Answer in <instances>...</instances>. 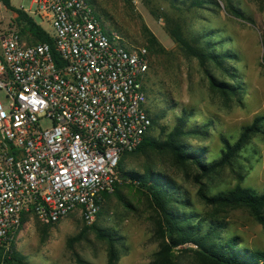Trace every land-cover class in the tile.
I'll use <instances>...</instances> for the list:
<instances>
[{"label": "rangeland", "instance_id": "1", "mask_svg": "<svg viewBox=\"0 0 264 264\" xmlns=\"http://www.w3.org/2000/svg\"><path fill=\"white\" fill-rule=\"evenodd\" d=\"M85 1L105 34L117 37L125 46L145 47L144 28L163 50V54L148 58L150 66L145 79H150L153 92L145 98V105L160 118L147 135L163 139L175 118L184 112L188 115L184 129L199 134L184 136L182 141L190 151H203V159L208 163L220 156L221 138L232 144L243 127L255 118L260 120L261 132L249 139L230 165L199 182L207 196L234 187L263 192L264 0H228L243 18L230 14L220 0H215V6L202 4L188 10L191 0H176L173 5L170 0ZM9 4L16 10L27 9L30 0H9ZM151 12L181 18L187 33L208 41L207 46L219 56L218 65L207 61L201 66L194 58L184 56L164 32L162 21ZM15 17L12 10L0 3V32L18 33ZM29 17L49 36L51 30L44 21ZM28 36L25 30L20 39L28 44ZM210 79L234 87V93L221 92ZM0 101H4L1 92ZM47 125L45 121L39 124L40 128ZM119 161L124 171L141 174L151 168L163 180L172 181L188 200L187 208L175 206L179 214L185 211L197 217L189 222L191 225L199 224L203 233L209 223H214L212 219L220 222L215 243L236 237V247L264 253V224L254 222L244 209L205 205L196 195L197 172L192 167L184 170L168 154L154 152L123 153ZM155 222L148 197L136 187L118 182L117 193L106 194L98 215L89 225L76 213L53 225L26 215L14 236V250L22 264H108L106 237L111 236L115 251L111 264H149L164 241ZM195 249L191 244L177 247L172 251L174 263L201 264L193 253Z\"/></svg>", "mask_w": 264, "mask_h": 264}, {"label": "built area", "instance_id": "2", "mask_svg": "<svg viewBox=\"0 0 264 264\" xmlns=\"http://www.w3.org/2000/svg\"><path fill=\"white\" fill-rule=\"evenodd\" d=\"M18 10L49 26L57 63L47 44L0 32L2 248L22 215L53 225L76 213L91 224L118 182L121 154L150 127L144 47L105 34L85 0H30Z\"/></svg>", "mask_w": 264, "mask_h": 264}, {"label": "trees", "instance_id": "3", "mask_svg": "<svg viewBox=\"0 0 264 264\" xmlns=\"http://www.w3.org/2000/svg\"><path fill=\"white\" fill-rule=\"evenodd\" d=\"M220 1L223 3L225 10L234 17L243 18L230 5V1ZM0 3L3 7L15 13V22L19 27V37L26 30L29 32V36L26 38L28 45L37 43L47 44L54 62L57 63L52 40L32 18L21 11L13 9L9 4V0H0ZM170 3L173 5V3H176V0H170ZM180 4H185V2L181 1ZM202 4L216 5L215 0H191L186 9L199 8ZM151 15L156 20L162 21L164 32L184 56L194 58L201 66H204L207 61L218 65L219 56L214 54L213 50L207 46L208 41L202 40L200 36L187 33L184 30L181 18L172 17L165 13L155 14L151 12ZM143 32L146 40V46L144 48L146 49L148 58L150 55L159 56L163 54V50L158 46L152 35L144 28ZM148 66H150V63ZM145 78L142 82V90L147 99L153 90L150 87V85L152 86L150 79ZM210 80L213 87L219 88V90H222L221 92L234 93V87L216 83L214 79ZM145 112L150 120L149 129H151L156 126V122L160 117L153 113L146 105ZM187 118L188 115L184 112L176 117L172 129L165 134L163 139L154 138L146 134L139 146L130 153L143 155L149 152L168 154L178 167L184 170H186L185 168L192 167L197 172V175L194 177L195 183L198 184L196 195L205 205L219 209H244L254 222L263 225L264 191L256 193L248 188L234 187L229 191L207 196L199 182L202 177H208L221 167L230 165V162L237 156L240 149L249 139L261 132L260 120L255 118L251 124L243 127L232 144H229L221 138L222 150L220 156L207 163L203 159V151H190L182 141L184 136H196L199 134V131H186L184 129ZM115 172L118 177V182L128 183L131 187H136L137 190H140L148 197L156 215L155 224L164 241L154 255V260L149 264H175L172 251L185 244H191L196 247L193 253L201 264H264L263 252L236 247V237H231L221 244L215 243L214 237L220 228V222H217L216 219L211 220L214 223H209V227L203 233L200 231L199 224L191 225L189 222L197 217L185 211L179 214L175 208V206L187 208L188 200L179 194L178 188H175V184L172 181L163 180L162 176L159 173H155L153 169L146 168L143 173L137 174L131 171H124L120 161H118ZM118 182L114 184L113 192L115 193H117ZM105 196L106 194H103L102 199ZM25 216H21L20 227L24 222ZM211 217L214 218L213 216ZM46 227L48 228L49 226ZM106 239L108 243L107 260L108 264H111L115 260V251L112 247L111 236H107ZM21 261V257L14 250L13 239L8 242L6 248L0 247V264H22Z\"/></svg>", "mask_w": 264, "mask_h": 264}]
</instances>
